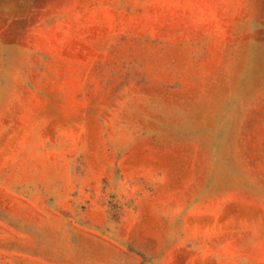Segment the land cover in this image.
Listing matches in <instances>:
<instances>
[{
  "label": "rangeland",
  "instance_id": "1",
  "mask_svg": "<svg viewBox=\"0 0 264 264\" xmlns=\"http://www.w3.org/2000/svg\"><path fill=\"white\" fill-rule=\"evenodd\" d=\"M0 264H264V0H0Z\"/></svg>",
  "mask_w": 264,
  "mask_h": 264
}]
</instances>
